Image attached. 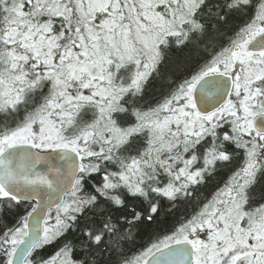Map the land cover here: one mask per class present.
<instances>
[{
	"label": "snow or ice",
	"instance_id": "1",
	"mask_svg": "<svg viewBox=\"0 0 264 264\" xmlns=\"http://www.w3.org/2000/svg\"><path fill=\"white\" fill-rule=\"evenodd\" d=\"M0 264H264V0H0Z\"/></svg>",
	"mask_w": 264,
	"mask_h": 264
}]
</instances>
